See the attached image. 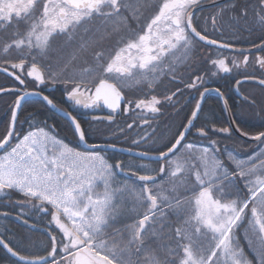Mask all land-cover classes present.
I'll list each match as a JSON object with an SVG mask.
<instances>
[{
	"label": "snow or ice",
	"instance_id": "obj_1",
	"mask_svg": "<svg viewBox=\"0 0 264 264\" xmlns=\"http://www.w3.org/2000/svg\"><path fill=\"white\" fill-rule=\"evenodd\" d=\"M208 3L218 11L200 15ZM256 29L261 35L249 48L234 42ZM201 48L215 53L204 58L210 65L204 74L194 62ZM252 49L264 53V0L240 5L235 0H0V73L25 86L0 87V93L13 95L10 120L0 135V200L50 217L48 241L40 250L0 235V248L13 264H253L245 246L255 264H264V130H209L194 123L206 94L223 98L218 88L206 86L209 73L210 79L241 66L246 70L255 56L260 74L244 79L264 90V55ZM162 78L199 92L190 118L163 143L154 138V128L133 137L135 149H118L130 160L110 163L104 152L118 146L107 133L94 131L95 122L111 126L123 111L140 121L133 119L127 129L151 128L162 100L145 89ZM56 85L63 86L66 107L43 94L42 86ZM133 89L143 97L128 98ZM176 94L164 100L171 102ZM29 97L60 112L86 150L52 128L30 125L21 133L18 113ZM243 100L257 103L252 96ZM81 110L93 122L88 128L77 114ZM193 128L206 144L187 140ZM118 131L127 135L124 128ZM233 131L256 142L257 149L247 157L227 148L221 153L213 134L231 137ZM97 132L107 137L104 143L89 142ZM141 145L150 146L136 150ZM14 195L22 199L13 202ZM17 219L29 223L23 211ZM245 224L242 246L236 230Z\"/></svg>",
	"mask_w": 264,
	"mask_h": 264
},
{
	"label": "trees",
	"instance_id": "obj_2",
	"mask_svg": "<svg viewBox=\"0 0 264 264\" xmlns=\"http://www.w3.org/2000/svg\"><path fill=\"white\" fill-rule=\"evenodd\" d=\"M235 3L237 5L244 4V3H254V0H236ZM214 11H218V9H208L204 10L201 14H207V16L211 15ZM251 12V9H250ZM133 28H136L135 23L133 22ZM138 31L139 29L136 28ZM230 35V34H229ZM261 35L259 29L254 30L251 34L248 32H243L241 35L237 36L235 39V43L238 47L249 48L250 42L253 40H258V37ZM204 49V48H203ZM205 50V49H204ZM208 52H212L208 50ZM198 53V52H197ZM212 55H215L212 52ZM258 55V54H255ZM255 60V56L249 57V66L245 70L243 66L240 69H234L228 76L223 77L224 86L223 88H218L220 92L223 93V98L227 101L229 106V110L231 112L232 119L235 123L240 124L239 126H243L244 131H248L250 134H254L258 130H264V112H261V107H264V90L261 89L258 85L245 83L239 86V91L241 95L244 96H252L255 97L257 103L255 106L249 105L244 100H235L231 92L232 82L236 78H244L245 75H256L258 76L259 70L258 66H254L253 61ZM198 64L199 71L201 74H204L206 70V66L203 62L196 63ZM221 77V75H218ZM217 76H215L216 78ZM229 79L230 81H226ZM169 78H162L157 85L154 87L153 93L167 91L169 94L174 88L173 84L170 83L168 85ZM0 87L5 88H14L20 87L24 88L25 86H19L18 83L1 74L0 73ZM43 87V94L48 95L50 99L57 104L58 107L63 108L66 107L64 103L65 98L63 95V86L56 85V86H42ZM165 89V90H163ZM27 90L32 91L34 90V85L30 82L27 85ZM143 93L137 92L135 89L128 91V98L136 99L138 97H142ZM165 96L166 94H161ZM13 101V95L11 93H2L0 94V135L3 134L4 130L7 128L9 120H10V107ZM79 118L84 121V127L88 128L91 122L90 117L81 110L79 113ZM129 113L125 114L121 111V114L114 120L111 126H107L104 123L95 122L94 131L98 129L99 131L107 133V137H110L118 146V148H136V146L131 144V140L133 137H138L139 135L145 134L141 128L136 127L134 129H127L126 125L131 123L133 119L131 118ZM159 125L156 132H160V136L162 139L156 138V140L160 143L167 141L174 136L176 131L180 128V117L174 113L173 109L169 107H165L162 109V113L158 118L155 119ZM185 123V122H184ZM30 125H39L44 126L45 128H52L55 134L63 139L65 142L69 143L70 145L77 147L78 150H82L80 145L77 144L76 138L72 135L70 131V126L65 119L55 115L51 109L48 107L46 103L39 99H30L23 104L22 110L19 112L18 115V124L17 128L21 133H25L29 130ZM138 125V124H137ZM215 126L216 128L220 127H227V120L224 114L223 105L220 101L219 97L212 95L209 97L207 103L203 106L202 111L197 119L196 127H205L211 130ZM119 128H124L127 135L124 133H120L118 131ZM103 135H100L99 132L89 137L90 143H104L106 138ZM213 139L217 140V143L220 147L221 153H224V149L227 148L230 151L235 152L240 157H247L250 153L257 149L256 143H247L238 138L234 135L231 137L225 136L222 133H215L212 136ZM207 143V140L201 141L199 137L192 143ZM150 145H141V149L136 150H143L144 147H149ZM106 158L110 163H116L117 161H129L130 157L125 156L116 152H104ZM227 163L226 156H222ZM157 165L153 164L152 167H156ZM119 179L123 180L124 177L121 176ZM247 225L245 224L244 227L236 230V235L241 237V245H244V241L242 239L245 228ZM245 251L249 259L253 260V264H255V256L254 254L247 249L245 246ZM0 264H13V260L0 248Z\"/></svg>",
	"mask_w": 264,
	"mask_h": 264
},
{
	"label": "flooded vegetation",
	"instance_id": "obj_3",
	"mask_svg": "<svg viewBox=\"0 0 264 264\" xmlns=\"http://www.w3.org/2000/svg\"><path fill=\"white\" fill-rule=\"evenodd\" d=\"M206 10H208V9H206ZM201 15L207 17V14H201ZM197 52L195 54V61L194 62L195 63L203 62L207 68H210V65H207L205 63L204 58L207 57L209 54H212V52H208V51L204 50L203 48L199 49ZM257 54L258 55H264V53H260V52ZM189 74H190L189 71H185V72L181 73V75H183L185 80L187 79ZM220 75H221V77H219V76H217L216 78L211 77L210 79H209L210 73H209V75L205 76V79L208 80V84L206 86L209 88H213V89H216V87L223 88V86H224L223 77L228 76L229 74L221 73ZM237 80H240V78L234 79L232 82V86H231V92L233 94L232 96L235 97L234 98L235 100L236 99L239 100L233 91L234 85H235ZM226 81L228 82L230 80L226 79ZM168 82H169L168 85L170 83H172L173 88H174L169 94H167L168 93L167 91H161V92L153 93L154 88L151 90L145 89V92L150 91L152 94H155L156 96H158L162 100L161 112L157 115V118L162 113L163 108L169 107L170 109H173L174 113L180 117V125H181L184 122L186 123L187 118H190L191 112L195 107V102L197 99H199V92H196L195 90L187 89L183 86V84L177 83L175 81H171L170 78H169ZM177 88L181 89V91L177 92ZM163 90H165V89H163ZM201 90H203V89L201 88ZM173 92H176L177 94L175 96H173V99L171 102L164 100V97L171 95ZM163 93L166 95L162 96L161 94H163ZM212 95H213L212 93H208V95L206 96V98L203 102L201 109L207 103L209 97H212ZM142 97H143V95H142ZM224 114H225V112H224ZM129 115L131 118H136L132 112H129ZM225 117H226V115H225ZM196 122H197V120L194 123L196 124ZM136 123L138 125L140 124L139 119L136 120ZM235 125L237 127L240 124L235 123ZM158 127H159V125H158L157 121L154 120L152 125H151V128H149L148 126H144L143 131L144 132L145 131L151 132L152 128H154L155 129L154 138L155 139L156 138L162 139V137L160 136V132H156ZM227 127H229L228 122H227ZM239 127H241L243 130V126H239ZM196 137H198L196 135V128H193L191 135L187 136V140L189 142H193L196 139ZM140 149H141V147H140ZM12 199L14 202L17 199H22V198L14 195ZM3 211L8 212L9 214L7 216H0V235H3V236H6V237L13 239V243L23 242V244L25 246H28V247L35 246V248L37 250H40L43 248V246L48 241V237L45 234V233H47L45 231V228H46V225H47L50 217L39 212L37 209L31 208L30 206H25L22 209L20 206L14 205V203H10L7 200H0V212H3ZM22 211L25 215V218H27L29 221V223L27 225L32 226V227L34 225V228L39 229V230L43 231L44 233L30 231L29 229H27L23 226H19V225L15 224L14 222H12L11 220L7 219L9 217L17 219V217L21 214ZM17 220H19L20 222H23V219H17Z\"/></svg>",
	"mask_w": 264,
	"mask_h": 264
},
{
	"label": "water",
	"instance_id": "obj_4",
	"mask_svg": "<svg viewBox=\"0 0 264 264\" xmlns=\"http://www.w3.org/2000/svg\"><path fill=\"white\" fill-rule=\"evenodd\" d=\"M235 1H236V0H235ZM218 2H219L220 4H224V3L227 2V0H218ZM209 8H212L211 3H208V4H205V5H204V10H205V9H209ZM252 51H253L254 53H258V52H259V51H257L256 49H252ZM2 74L7 75L6 73H2ZM11 78H12V77H11ZM239 81H241L240 84H242V83H252V84H255V82H254V81H251V80H245V79H242V80H239ZM240 84H237V83H236L235 86H234V88H233V91H234V94L237 96V98L240 99V100H242L243 97H242V95H241V94L239 93V91H238V86H239ZM0 94H2V93H0ZM207 95H208V94L205 95V97H204V99H203V101H202V103H201V107H202L203 102H204V100H205V98H206ZM29 98H31V97H29ZM29 98H28V99H29ZM222 103H223L224 111H225V114H226V119H227V122H228V126L231 127V128L234 130L236 126H235V124H234V122H233V120H232V118H231V114H230V112H229V109H228V110L225 109V100H222ZM48 107H49V106H48ZM49 108H50V107H49ZM50 109H51V111H52L55 115H57V116L61 117L62 119H64V118L62 117V115H61L60 112H58V111H56V110H54V109H52V108H50ZM106 113H107V110H105V114H106ZM119 114H120V113H119ZM119 114H117V115L115 116V118H116ZM18 115H19V113H18ZM89 119H90V118H89ZM194 122H195V121H194ZM233 134H234L238 139H240V140H242V141H244V142H247V143H256V142H254V141H250V140H248L246 137H241V136L239 135V133H236V132H234V131H233ZM80 147H81L82 150H86V149L84 148L83 145H80ZM118 149H119V148H117L116 151H113V150H111V149H108V150H106L105 152H116V153H119V154H122V155L129 156V157H130V155H129L128 152H121V151H119ZM7 219L11 220L12 222L16 223V224L19 225V226H23V227H25V228H27V229H29V230H31V231L42 232V233H44L43 231H41V230H39V229H36V228H34V227H32V226H28V225L24 224L23 222H20L19 220L15 219V218H11V217H9V218H7ZM45 234H46L47 237H48V233H45ZM2 249H3V248H2ZM3 250H4V249H3ZM4 252H5V253H6L11 259H14V258H12V257L10 256V254H8V253L6 252V250H4Z\"/></svg>",
	"mask_w": 264,
	"mask_h": 264
}]
</instances>
